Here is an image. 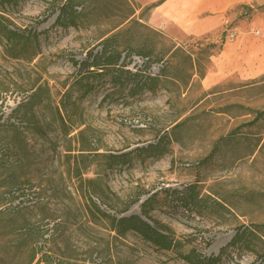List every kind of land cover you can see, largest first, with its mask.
I'll use <instances>...</instances> for the list:
<instances>
[{"label":"rangeland","instance_id":"obj_1","mask_svg":"<svg viewBox=\"0 0 264 264\" xmlns=\"http://www.w3.org/2000/svg\"><path fill=\"white\" fill-rule=\"evenodd\" d=\"M65 1L0 0V264H186L189 251L264 264L228 247L237 230L264 225V120L240 130L252 115L224 109L264 110V72L251 55L264 37V0H171L149 12L157 0H92L88 20L63 28ZM139 18L158 33L157 51H177L148 66L128 49L118 64L141 76L166 66L165 89L133 98L93 77L82 97L83 67L100 42ZM6 30L20 38L8 41ZM184 52L199 67L190 70ZM166 134L161 153L136 150ZM121 153L127 162L109 170L96 157ZM190 184L203 216L176 199ZM151 194V218L176 242L170 250L118 236L89 201L110 217L125 207L141 216Z\"/></svg>","mask_w":264,"mask_h":264},{"label":"trees","instance_id":"obj_2","mask_svg":"<svg viewBox=\"0 0 264 264\" xmlns=\"http://www.w3.org/2000/svg\"><path fill=\"white\" fill-rule=\"evenodd\" d=\"M10 1L11 0H6L7 3H10ZM165 1L166 0H157L145 6L143 9L149 12ZM96 8L97 6L92 0H66L59 7V14L56 18V23L63 28H78L80 24H83V20L89 19V16L92 15ZM139 19L140 20L132 21L127 27L119 29L100 42L101 51L91 56L92 61L83 67L84 74L82 75V80L79 82L80 89L83 92L82 97L86 96L93 88L88 84L90 83L88 80H92L93 77H109L111 87H114L113 91H115V93H123L127 90V96L133 98L142 95V93L154 95L157 91L165 89V82L168 78L166 66L162 68L159 75L151 76L149 74H144V76H141V73L138 71L131 72L125 69V66L122 65L123 63L118 64L122 52L128 49L131 50L134 55L145 58L148 66L151 63L159 62L164 54L169 52L174 54L177 51V49L171 51L173 47L167 48L165 51H157L156 44L151 41V36H156L158 33L150 29L144 20L141 18ZM5 34L8 41L20 38V36L9 30H6ZM211 47L213 46H208V48H205L203 51L205 58L208 57L205 51ZM183 57L184 62L190 70L193 71L195 68L199 67V60L193 59L190 52H184ZM262 80L263 77L257 82ZM233 108L241 109L244 114L252 115L251 121L244 124L240 130L244 127H252L259 121L264 120V110H249L240 106H228L224 109L226 112H230ZM62 125H64L63 122ZM168 140L169 135L166 134L155 146L148 145L146 148L140 147L136 148V150L142 153H150L151 156H154L157 153H161L160 151H162L165 141ZM222 141H227V138ZM96 155V157L101 158L104 161V169L109 170L112 169L116 163H126L128 153L117 155ZM80 157L83 159V154H80ZM75 166H77V163ZM86 167L87 165L83 166L84 169H86ZM154 197L155 195L151 194L141 202V216H125L124 213L127 211V207H125L122 210H114L115 216L110 217L109 215L104 214V212H102L92 200L89 199V201L93 204L98 218L107 217L111 220L112 229L118 236H124L128 232H133L153 246L170 250L176 246L175 240H173L169 234L164 232L162 230L163 228H161V226L159 227V224H157L150 216V207L154 201ZM176 199L180 206L186 211L203 216L204 206L198 204L199 199L196 184L186 186L183 192L177 193ZM149 222L156 224V226L153 225V227ZM263 229L264 225H256L253 226L252 231H248L246 228L237 230L228 244V247L235 252L245 250L263 258L264 250H262L260 246L264 245L262 235L260 234ZM180 256L186 264H218L220 261L219 255L206 257L195 251H189L185 254H180Z\"/></svg>","mask_w":264,"mask_h":264},{"label":"crops","instance_id":"obj_3","mask_svg":"<svg viewBox=\"0 0 264 264\" xmlns=\"http://www.w3.org/2000/svg\"><path fill=\"white\" fill-rule=\"evenodd\" d=\"M144 4V0H137ZM171 0H166L158 8L165 10L170 7ZM252 64L253 69L260 73L264 72V37H259L257 41L253 43L252 46Z\"/></svg>","mask_w":264,"mask_h":264},{"label":"built area","instance_id":"obj_4","mask_svg":"<svg viewBox=\"0 0 264 264\" xmlns=\"http://www.w3.org/2000/svg\"><path fill=\"white\" fill-rule=\"evenodd\" d=\"M257 34H259V33H257Z\"/></svg>","mask_w":264,"mask_h":264}]
</instances>
